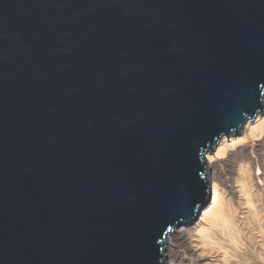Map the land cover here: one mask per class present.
Listing matches in <instances>:
<instances>
[{
    "label": "water",
    "instance_id": "water-1",
    "mask_svg": "<svg viewBox=\"0 0 264 264\" xmlns=\"http://www.w3.org/2000/svg\"><path fill=\"white\" fill-rule=\"evenodd\" d=\"M263 98L264 0H0V264H165Z\"/></svg>",
    "mask_w": 264,
    "mask_h": 264
},
{
    "label": "bare ground",
    "instance_id": "bare-ground-1",
    "mask_svg": "<svg viewBox=\"0 0 264 264\" xmlns=\"http://www.w3.org/2000/svg\"><path fill=\"white\" fill-rule=\"evenodd\" d=\"M216 145L205 155L208 201L169 234L165 264H264V110Z\"/></svg>",
    "mask_w": 264,
    "mask_h": 264
},
{
    "label": "rangeland",
    "instance_id": "rangeland-1",
    "mask_svg": "<svg viewBox=\"0 0 264 264\" xmlns=\"http://www.w3.org/2000/svg\"><path fill=\"white\" fill-rule=\"evenodd\" d=\"M238 138H241L242 139V136L241 135H238ZM217 147H218V145L214 146V148L212 149V152H211L212 154H215L216 153ZM226 150L227 151L225 152V154L220 156V159H225L227 157V152H229L231 149L228 148Z\"/></svg>",
    "mask_w": 264,
    "mask_h": 264
}]
</instances>
